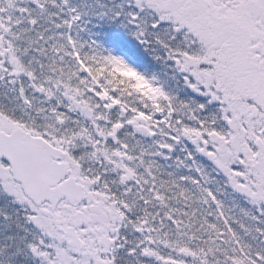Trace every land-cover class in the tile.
I'll return each mask as SVG.
<instances>
[{
  "label": "snow or ice",
  "instance_id": "snow-or-ice-1",
  "mask_svg": "<svg viewBox=\"0 0 264 264\" xmlns=\"http://www.w3.org/2000/svg\"><path fill=\"white\" fill-rule=\"evenodd\" d=\"M0 264H264V0H0Z\"/></svg>",
  "mask_w": 264,
  "mask_h": 264
},
{
  "label": "trees",
  "instance_id": "trees-1",
  "mask_svg": "<svg viewBox=\"0 0 264 264\" xmlns=\"http://www.w3.org/2000/svg\"><path fill=\"white\" fill-rule=\"evenodd\" d=\"M126 39L129 41L130 45L134 44V42L131 40V37H126ZM137 55L140 58L142 66L148 67L150 70L158 72L161 76L164 75L166 71L165 67L153 61L152 58L148 54L144 53L142 49H137Z\"/></svg>",
  "mask_w": 264,
  "mask_h": 264
}]
</instances>
